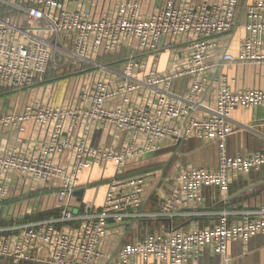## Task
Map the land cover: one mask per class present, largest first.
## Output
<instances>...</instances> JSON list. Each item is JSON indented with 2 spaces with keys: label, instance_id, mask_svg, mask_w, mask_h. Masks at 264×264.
Returning a JSON list of instances; mask_svg holds the SVG:
<instances>
[{
  "label": "built area",
  "instance_id": "obj_1",
  "mask_svg": "<svg viewBox=\"0 0 264 264\" xmlns=\"http://www.w3.org/2000/svg\"><path fill=\"white\" fill-rule=\"evenodd\" d=\"M239 4L240 0H163L145 13L142 0H118L97 13L94 0H0V99L32 89L57 71H100L91 89L83 91L72 105L34 100L18 112L0 106V131L22 133L30 121L48 129L31 151L16 145L0 150V209L8 197L10 173L54 187L61 208L60 214L46 218L0 223V258L37 264H99L108 224L146 214V178L125 177L124 168L157 151L164 138L205 136L220 143V154L216 168L178 172L172 193L160 204L157 215L161 217L173 219L177 208L205 200V189L226 197L239 177L264 169V150L231 156L225 148L235 131L233 110L264 106V89L235 91L222 73L215 104L208 105L203 99L210 71L236 62L264 61V0H255L247 8L249 33L239 55L226 53L224 63L213 60L218 46L215 37L235 28ZM174 45L183 46L174 72L153 68L140 75L141 55ZM122 49H126L122 67L113 68L106 57L121 54ZM181 77L190 79L183 91H177L174 83ZM141 90L148 96L137 101L133 94ZM118 99L121 102L113 104ZM199 110L207 113L198 116ZM98 126L128 132L130 137L120 147L88 144V136ZM65 153L70 155L68 166L57 160ZM110 161L116 163L117 173L104 204L74 210L81 172ZM231 215L224 212L219 223L203 229L148 234L122 246L115 264H132L137 257L148 256L183 264L210 245L229 264L230 240L247 242L252 235L264 233V205L245 211L237 222H231ZM41 249L48 251L38 254Z\"/></svg>",
  "mask_w": 264,
  "mask_h": 264
},
{
  "label": "crops",
  "instance_id": "obj_2",
  "mask_svg": "<svg viewBox=\"0 0 264 264\" xmlns=\"http://www.w3.org/2000/svg\"><path fill=\"white\" fill-rule=\"evenodd\" d=\"M163 0H156L152 6L143 2L145 13L150 12ZM196 3L215 0H193ZM255 0H240L237 25L230 32L215 37L218 42L214 50L213 60L223 62V56L231 53L239 55L242 41L248 35L247 8ZM110 5V4H109ZM108 5V6H109ZM105 6V5H104ZM103 6V7H104ZM107 6V7H108ZM102 7V8H103ZM102 8L98 9L102 12ZM126 49L121 51L125 53ZM120 51V52H121ZM182 45L165 46L158 53L141 55L142 71L140 75L150 72L153 68L161 72H174L181 62ZM122 54V53H121ZM116 54L106 57L113 68L122 67L125 57ZM224 63V62H223ZM32 89L15 92L14 95L0 99L3 108L8 102L7 110L21 111L26 103L37 101L53 106L72 105L79 95L91 89L100 71L88 68L85 71H57ZM228 77L231 88L235 91L242 89H264V61L236 62L223 65L220 71H210L203 99L208 105H214L219 90L221 74ZM116 78V76H115ZM189 77H181L174 83L177 91H183L189 82ZM115 83V82H113ZM135 100L147 98L146 90L133 94ZM115 100L113 104L120 103ZM6 111V110H5ZM205 110L197 111L198 116L205 115ZM232 123L235 131L228 137L225 148L229 155L250 154L264 150V106H239L232 112ZM47 128L41 127L34 121L26 124L25 130L18 133L5 129L0 131V150L6 146L16 145L33 150L38 139L45 138ZM82 126L77 128V134ZM130 133L112 131L109 127L98 126L87 138L93 146L120 147L129 139ZM220 143L205 136L193 135L180 139L164 138L157 151L147 153L130 162L123 171L125 177L144 176L146 213L141 218H127L122 222H110L102 243L103 257L99 264H115L118 261V251L124 246L139 241L148 234L168 235L173 231H193L216 225L221 214L232 212L231 222L240 221L245 211L264 205V169L242 175L234 181L226 197L218 191L204 190L205 200L192 202L187 206L176 209L178 213L173 219L158 216L162 201L169 196L175 184L178 172L183 168H216L219 162ZM62 165L68 166L70 155L63 154L57 159ZM117 173L116 163L110 161L105 165L94 164L81 172L74 194V210L82 211L87 206L100 208L105 201L111 179ZM9 193L3 208L0 209V223L25 222L37 218H46L60 214L61 208L55 200V188L40 186L21 177L17 173L7 176ZM48 250L41 249L38 254ZM229 264H264V233H256L249 240H230L228 243ZM0 264H37L33 261H15L12 258H0ZM132 264H169L163 263L154 256L137 257ZM183 264H224L215 245L206 247L197 257H190Z\"/></svg>",
  "mask_w": 264,
  "mask_h": 264
},
{
  "label": "rangeland",
  "instance_id": "obj_3",
  "mask_svg": "<svg viewBox=\"0 0 264 264\" xmlns=\"http://www.w3.org/2000/svg\"><path fill=\"white\" fill-rule=\"evenodd\" d=\"M95 1V5H97L98 6V9L100 8H102L104 5V9L109 5V4H113V3H115L116 1H118V0H94ZM143 2H144V5H148V6H152V4L156 1V0H142ZM102 8V9H103ZM97 13H100V11L98 10L97 11ZM125 55V53L124 52H122V54H121V56H124ZM93 70V69H92ZM94 71V70H93ZM95 71H97V70H95ZM12 95H14V93H11L9 96L11 97Z\"/></svg>",
  "mask_w": 264,
  "mask_h": 264
},
{
  "label": "water",
  "instance_id": "obj_4",
  "mask_svg": "<svg viewBox=\"0 0 264 264\" xmlns=\"http://www.w3.org/2000/svg\"><path fill=\"white\" fill-rule=\"evenodd\" d=\"M8 102H5L3 110H7ZM75 194H81V192H76Z\"/></svg>",
  "mask_w": 264,
  "mask_h": 264
}]
</instances>
